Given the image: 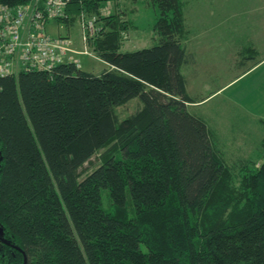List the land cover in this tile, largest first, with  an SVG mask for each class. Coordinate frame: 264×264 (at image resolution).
<instances>
[{
	"label": "trees",
	"instance_id": "obj_1",
	"mask_svg": "<svg viewBox=\"0 0 264 264\" xmlns=\"http://www.w3.org/2000/svg\"><path fill=\"white\" fill-rule=\"evenodd\" d=\"M106 1L69 0L67 16L104 28L118 19L101 12ZM151 1L159 42L121 51L118 34L97 31L99 74L61 62L0 75V226L26 264H264V158L236 167L213 146L187 106L182 4ZM134 97L141 108L119 120L115 106ZM22 263L17 249L0 253Z\"/></svg>",
	"mask_w": 264,
	"mask_h": 264
},
{
	"label": "rangeland",
	"instance_id": "obj_2",
	"mask_svg": "<svg viewBox=\"0 0 264 264\" xmlns=\"http://www.w3.org/2000/svg\"><path fill=\"white\" fill-rule=\"evenodd\" d=\"M180 2L184 18L181 43L186 56L181 71L187 79L188 91L191 93L204 94L220 86L264 56V0H180ZM101 12L114 13L118 19L106 24L104 28L102 23L105 22L96 21L98 34L107 30L118 34L121 51L147 47L159 42L160 32L157 25L159 11L151 0H107ZM81 13L83 11L74 17L68 15L65 22H49L46 25L47 32L51 35H66L73 49H84L81 40ZM85 16L88 17V14ZM72 41L79 49L72 46ZM87 49L90 54H77L79 68L99 74L108 65L88 44ZM230 93L244 108L264 114V59L260 68L233 83L222 95L211 99L204 106L213 109L211 122L224 125L225 129H228L227 132H231L233 140L245 150L244 154L233 150L232 152L230 149L233 143H229L226 145L227 149L224 148V160L229 165L236 166L246 162L254 167L264 158V119L254 118L239 108H233L222 98L223 95ZM141 104L139 97L131 98L126 103L115 106V113L121 120L139 110ZM111 144L112 141L109 145ZM109 145L97 150L83 164L79 169L81 177L101 163L102 155ZM235 145L236 143L233 149ZM115 153L118 154L117 151ZM125 195V213L132 216L133 203L127 188ZM100 196L103 208L112 209L107 188H101Z\"/></svg>",
	"mask_w": 264,
	"mask_h": 264
},
{
	"label": "built area",
	"instance_id": "obj_3",
	"mask_svg": "<svg viewBox=\"0 0 264 264\" xmlns=\"http://www.w3.org/2000/svg\"><path fill=\"white\" fill-rule=\"evenodd\" d=\"M69 0H28L17 5L0 4V75L26 69L50 71L61 62L80 66L77 54L89 53L88 40L98 27L96 16L80 15L83 48L75 50L66 35H51L46 25L67 16Z\"/></svg>",
	"mask_w": 264,
	"mask_h": 264
},
{
	"label": "crops",
	"instance_id": "obj_4",
	"mask_svg": "<svg viewBox=\"0 0 264 264\" xmlns=\"http://www.w3.org/2000/svg\"><path fill=\"white\" fill-rule=\"evenodd\" d=\"M72 46L75 48H78V46H76V44L73 41H72ZM263 59H264V56L262 58H260L259 60H257L256 62L249 64V66L247 68H245L239 74L228 79L225 83L221 84L220 86L215 87L212 90H209L208 92H206L204 94L195 95V94L191 93L190 91H188L189 88H188V84H187V79L185 77L186 93L190 97H192V101L187 102V106L191 112H193L195 115L199 116L200 118H202L206 122L207 130H208V134H209V138H210L211 143L213 144L214 147L218 148L219 151L223 155L225 152L224 148L227 149L226 145L229 143H231V144L233 143L232 148L230 149L231 151L233 150L236 153L244 154L245 150L241 145H239L237 143L236 140H233L234 137L233 138L231 137V132H227L228 129L226 130L224 125L221 126V125H218L216 122H211L212 121L211 118H213V114H214L213 109L210 110V109L205 108L204 106L211 99L218 97L219 95H222L226 89L230 88L233 85V83H235L236 81L246 77L249 74H252L257 68H260L263 64ZM222 98L224 100H227V102L231 106H233V108H239V109L243 110L245 114L250 115L254 118H257V119L263 118L264 119V114L258 113L257 111H254V110H249L247 108H244L241 104H239L231 96V93L227 94V95H223ZM234 143H236V145L234 146L235 148L233 149Z\"/></svg>",
	"mask_w": 264,
	"mask_h": 264
},
{
	"label": "flooded vegetation",
	"instance_id": "obj_5",
	"mask_svg": "<svg viewBox=\"0 0 264 264\" xmlns=\"http://www.w3.org/2000/svg\"><path fill=\"white\" fill-rule=\"evenodd\" d=\"M6 246H9L11 248H14L12 246V243L7 239L3 233V230H0V253L3 254L4 251H6ZM16 249V248H14ZM18 250V249H17ZM20 251V250H19Z\"/></svg>",
	"mask_w": 264,
	"mask_h": 264
},
{
	"label": "water",
	"instance_id": "obj_6",
	"mask_svg": "<svg viewBox=\"0 0 264 264\" xmlns=\"http://www.w3.org/2000/svg\"><path fill=\"white\" fill-rule=\"evenodd\" d=\"M12 246H13L14 248L20 250V251L23 253V263H22V264H26V255H25L24 251H23L20 247H18V246H15V245H13V244H12Z\"/></svg>",
	"mask_w": 264,
	"mask_h": 264
}]
</instances>
